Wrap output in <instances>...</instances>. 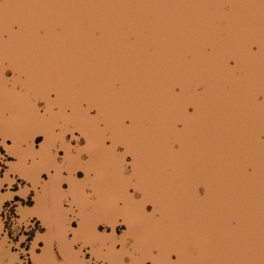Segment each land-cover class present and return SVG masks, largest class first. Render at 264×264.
<instances>
[{
  "label": "water",
  "instance_id": "1",
  "mask_svg": "<svg viewBox=\"0 0 264 264\" xmlns=\"http://www.w3.org/2000/svg\"><path fill=\"white\" fill-rule=\"evenodd\" d=\"M0 97L19 111L0 147L31 154L7 164L30 210L53 171L27 167L48 141L85 165L63 189L113 187L97 240L70 247L83 264H264V0H2ZM39 221L33 264H71Z\"/></svg>",
  "mask_w": 264,
  "mask_h": 264
},
{
  "label": "flooded vegetation",
  "instance_id": "2",
  "mask_svg": "<svg viewBox=\"0 0 264 264\" xmlns=\"http://www.w3.org/2000/svg\"><path fill=\"white\" fill-rule=\"evenodd\" d=\"M9 106H11L10 101L0 97V134L5 133L9 128L10 119L14 117L12 114L13 110H9ZM17 111L18 110H16V113ZM53 145L54 143L52 141H48L43 150L37 154L36 160L27 167V177H29L31 181H34L35 174L41 170L51 169L53 171L51 177L42 185L40 198L36 202L34 209H29V207L33 206L34 202L32 200L33 192L28 188V185L17 186V184H15L13 189V186L7 188L4 183L3 186H0V215L3 213L4 203H11L9 208H12V213L14 215H18L15 212L17 208L24 206L28 207L29 211L35 215V222L37 221L40 223V219L48 225V234L44 238L47 248L55 243L60 246L64 253H68L69 260L65 261L71 264H83L77 255L70 251V247L76 242L94 243L97 240V236L94 232L95 223L100 218L110 219L108 214L109 207L107 205L109 200L105 197L87 196V182L83 181V179L76 180L72 176L65 178L67 187L63 189L62 170L72 172L75 168L84 169L85 165L78 153L65 146H61L64 152V158L61 161L57 160L52 151ZM12 154L14 157L13 162L17 163L16 168L18 169L25 165L26 159L31 155L26 149L12 150ZM9 178L11 179V175ZM20 187L24 190L22 188L19 190ZM25 191V197L19 196V194H23ZM5 196L10 197L4 200ZM2 201H4L3 204ZM65 201L69 202V210L64 207ZM70 210L71 212L76 211L74 216L79 219V226L72 234V237L68 238L66 219L67 213H69ZM2 223L4 226L3 221ZM15 225L17 224L15 223ZM42 230L41 227V231ZM1 234H4V236L8 238L7 232H2ZM25 239L26 237L16 240L15 242H9L8 250L10 251L7 250L4 242L0 241V256L2 254L4 256H9V253L13 250H18ZM38 260L39 258L35 260L36 264H47L49 262L52 264H59V262L54 261V259H49L44 262H39Z\"/></svg>",
  "mask_w": 264,
  "mask_h": 264
},
{
  "label": "rangeland",
  "instance_id": "3",
  "mask_svg": "<svg viewBox=\"0 0 264 264\" xmlns=\"http://www.w3.org/2000/svg\"><path fill=\"white\" fill-rule=\"evenodd\" d=\"M12 160L9 154L0 147V186H3L5 183L7 188L13 186L14 189L15 184H17V186L28 185L30 189V184L19 178L15 173L9 171L7 164ZM10 175L11 179L9 178ZM21 188L22 187H20L19 190ZM26 191L23 194H19V196L25 197ZM8 197L10 196H5L4 200ZM3 202L4 201H2V204ZM10 204L11 203H4L3 213L0 215V241L4 242L8 250L9 242H15L25 237L26 239L18 250L15 249L11 253L8 252L9 256H4L2 254L0 256V264H33V256L38 252L35 237L37 233L41 232V224L37 221L35 222V215L27 209L28 207L24 206L17 208L15 212L18 215H14L12 213V208H9ZM2 221L4 222V226ZM14 221L17 225H15ZM2 232H7L8 238H6L4 234H1Z\"/></svg>",
  "mask_w": 264,
  "mask_h": 264
},
{
  "label": "bare ground",
  "instance_id": "4",
  "mask_svg": "<svg viewBox=\"0 0 264 264\" xmlns=\"http://www.w3.org/2000/svg\"><path fill=\"white\" fill-rule=\"evenodd\" d=\"M9 110H13V116L16 117L18 115V112L16 113V108L11 105L9 106ZM95 154H94V157L90 160V164L89 166L92 167L95 166L96 170H99L97 167H99L100 163H101V159L102 158H106V156L104 155L105 154V148L103 147H96L95 148ZM88 166V167H89ZM94 168V167H93ZM94 168V169H95ZM83 181L87 182L88 184V194L87 196H93V197H105L109 200L108 196H109V192L111 191L112 192V189L113 187L110 186L109 184V180H107V175L105 174H98L96 175V177L90 179V178H86V179H83ZM109 202V201H108ZM108 205V203H107ZM111 205V204H110ZM109 207V205H108ZM112 209H111V206L109 207L108 209V214L109 216L111 217L112 216ZM69 255L68 253H64L63 252V258L64 260H69L68 259ZM53 260V257L50 253H46V254H43L41 257H39V262L41 261H48V260Z\"/></svg>",
  "mask_w": 264,
  "mask_h": 264
},
{
  "label": "snow or ice",
  "instance_id": "5",
  "mask_svg": "<svg viewBox=\"0 0 264 264\" xmlns=\"http://www.w3.org/2000/svg\"><path fill=\"white\" fill-rule=\"evenodd\" d=\"M0 2H2V0H0Z\"/></svg>",
  "mask_w": 264,
  "mask_h": 264
}]
</instances>
